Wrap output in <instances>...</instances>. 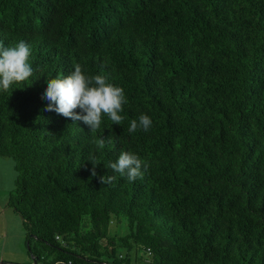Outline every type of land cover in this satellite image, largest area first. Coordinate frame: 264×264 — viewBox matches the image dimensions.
I'll list each match as a JSON object with an SVG mask.
<instances>
[{"label":"trees","instance_id":"1","mask_svg":"<svg viewBox=\"0 0 264 264\" xmlns=\"http://www.w3.org/2000/svg\"><path fill=\"white\" fill-rule=\"evenodd\" d=\"M20 40L33 74L0 91V157L36 262L264 264V0H0V43ZM76 64L123 87L121 125L45 110ZM123 151L143 179L108 168Z\"/></svg>","mask_w":264,"mask_h":264},{"label":"clouds","instance_id":"2","mask_svg":"<svg viewBox=\"0 0 264 264\" xmlns=\"http://www.w3.org/2000/svg\"><path fill=\"white\" fill-rule=\"evenodd\" d=\"M31 54L32 48L24 40L9 47L0 43V91H12L13 84L23 83L32 76L33 69L29 62ZM44 98L48 101L46 111H54L73 121H83L91 132L101 128L104 116L112 123L121 125L124 121L121 113L128 102L123 87L109 82L106 75H87L80 64H76L74 71L67 76L47 80ZM77 108L81 111L77 112ZM152 125V119L146 114H141L138 120H131L128 132L134 133L138 129L147 132ZM94 143L98 149L105 147L104 138ZM89 161L93 165L91 175L96 176L95 166L100 161L94 156L90 157ZM148 167V162L128 151L121 152L117 161L108 165L114 173L125 177L129 182L143 179ZM99 179L101 184H111L116 177L105 175Z\"/></svg>","mask_w":264,"mask_h":264},{"label":"rangeland","instance_id":"3","mask_svg":"<svg viewBox=\"0 0 264 264\" xmlns=\"http://www.w3.org/2000/svg\"><path fill=\"white\" fill-rule=\"evenodd\" d=\"M15 176L16 171L14 170L13 160L7 156H1L0 205H2V207H0V209L2 208L3 212L0 214V262L1 264H34V257L29 252V246L33 248L37 242L35 239H27L26 232L22 225H16L15 223L13 224V222L8 221L10 216L7 214H9L8 212L13 211L7 206V199L9 192L14 187ZM87 225L88 224H85V226ZM125 227L126 225L123 222L122 228ZM131 254L133 258L137 255L138 259L136 261L140 264H146L149 261L148 255L139 248L132 251ZM42 258L43 257H41V261L37 262V264H47L46 260Z\"/></svg>","mask_w":264,"mask_h":264},{"label":"crops","instance_id":"4","mask_svg":"<svg viewBox=\"0 0 264 264\" xmlns=\"http://www.w3.org/2000/svg\"><path fill=\"white\" fill-rule=\"evenodd\" d=\"M0 207H2V205H0ZM10 211V210H9ZM3 212V209H0V214ZM9 214H7L8 216H10V219L8 221L13 222V224L15 223L16 225H22V219L17 215L14 214L13 212H8ZM23 226V225H22ZM5 229V228H4ZM6 230V229H5ZM1 264V262H0Z\"/></svg>","mask_w":264,"mask_h":264},{"label":"built area","instance_id":"5","mask_svg":"<svg viewBox=\"0 0 264 264\" xmlns=\"http://www.w3.org/2000/svg\"><path fill=\"white\" fill-rule=\"evenodd\" d=\"M60 238L59 235H56V239L58 240ZM68 264H71V261H68ZM86 264H111L105 261H88Z\"/></svg>","mask_w":264,"mask_h":264},{"label":"water","instance_id":"6","mask_svg":"<svg viewBox=\"0 0 264 264\" xmlns=\"http://www.w3.org/2000/svg\"><path fill=\"white\" fill-rule=\"evenodd\" d=\"M33 261H34V264H37V262L35 260H33Z\"/></svg>","mask_w":264,"mask_h":264}]
</instances>
